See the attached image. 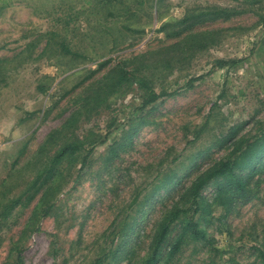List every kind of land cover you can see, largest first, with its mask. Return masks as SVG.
<instances>
[{"label": "rangeland", "instance_id": "obj_1", "mask_svg": "<svg viewBox=\"0 0 264 264\" xmlns=\"http://www.w3.org/2000/svg\"><path fill=\"white\" fill-rule=\"evenodd\" d=\"M213 7L241 13L193 17ZM218 60L230 63L218 68ZM121 68L156 90L179 91L142 109L146 91L119 83ZM261 125L264 0H0V264L14 263L15 246L24 264H96L111 247L112 222L125 218L106 262L141 264L161 217L194 209L186 189ZM76 141L80 151L52 163ZM50 167L57 176L36 191L32 183ZM218 182L202 190L209 202ZM249 188L201 221L222 258L187 235L160 264H261L252 246L264 247V167Z\"/></svg>", "mask_w": 264, "mask_h": 264}, {"label": "trees", "instance_id": "obj_2", "mask_svg": "<svg viewBox=\"0 0 264 264\" xmlns=\"http://www.w3.org/2000/svg\"><path fill=\"white\" fill-rule=\"evenodd\" d=\"M254 1L257 2L258 0ZM238 13H241V10L213 7L200 11L193 17L198 20H214L220 17H231ZM186 19L189 18H184L182 21L184 22ZM168 25L169 24H165L160 29L165 31V28ZM180 33L181 31L179 30L175 32L176 35H179ZM62 49L65 53L76 56V52H73L66 44H62ZM228 63L230 62L218 60L216 67L220 68ZM118 72L119 83H137L139 88L146 91V98L143 100L142 109L146 108L162 97L173 96L179 91V89L156 90V88L153 87L151 80L146 76L137 75L132 72V74H128L124 68H121V72ZM200 78L201 76L191 78L185 81L183 86L191 87L193 86L194 82ZM38 89L42 91L45 90L44 86L42 85L38 86ZM205 125L206 124L204 123L199 128L196 137L199 136L204 130ZM238 141L239 142L237 145L226 157L221 158L219 161L206 168L196 177V179H194L191 186L186 189V192L183 194L184 200L186 202H192L194 209L190 211L189 207L179 208L178 206H175L174 208L169 209L167 213H165L163 217H161V219L156 223L152 234L149 253L141 262V264H160L162 256H165V261L168 263L169 260L180 251L187 235H190L194 240L201 241L205 246H209L213 252L219 256V258L223 257L225 252L221 248L215 246L214 240L208 236L206 228L201 227V221L206 220L211 210L214 208V205L220 204L223 207H226L230 205L237 197H246L248 196V193L251 192L249 185L252 179L254 178L255 174L261 172L262 168L264 167V162L262 164H257L261 154L264 153L263 126L261 125L260 127V134H256L247 139L240 138ZM82 147L83 145L79 141L64 144L53 157L52 163L60 160L64 156L77 153L82 149ZM91 151L93 150H89V152ZM87 157L88 156H86V158L83 160L84 163L87 160ZM45 169L38 173L36 179L32 183V188H36L38 185L36 191L47 184L49 179L55 178L57 176V172H55L52 167L46 170ZM40 180L41 183L39 185L38 183ZM216 180L219 181L216 185V195L213 198V202H209V200L202 194V190L209 183ZM50 188L51 185L48 184L47 188L43 192L44 200L47 199ZM138 196L139 195L134 198L130 204V207L133 205V203L137 202ZM33 197L34 194L28 195L26 199L27 203H29ZM20 201L21 198L12 200L10 204L4 206L5 209L1 215L6 218ZM51 209L52 205L48 204L43 210V216L46 217ZM189 212H192V214L188 215ZM198 212H201L200 216L195 218V215ZM35 216L36 212L34 211L33 217ZM128 222V218L122 220L116 219L112 222L111 230L107 236L110 239L111 247L96 259V264H107V260L115 257V253L113 252V244L115 243L118 236H120L121 233L126 229ZM177 223H180L179 230L175 238L171 241L169 240V237L173 226ZM36 230H39V228H36ZM166 248H168V251H166ZM14 249L12 248V251H16V259L12 264H24L23 249H18L17 246H15ZM252 249L258 255L261 264H264V247L261 245H255L252 246ZM6 264L9 263L7 262Z\"/></svg>", "mask_w": 264, "mask_h": 264}]
</instances>
